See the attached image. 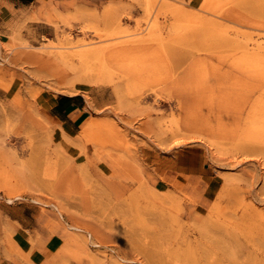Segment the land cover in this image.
I'll use <instances>...</instances> for the list:
<instances>
[{"label": "rangeland", "instance_id": "374dc122", "mask_svg": "<svg viewBox=\"0 0 264 264\" xmlns=\"http://www.w3.org/2000/svg\"><path fill=\"white\" fill-rule=\"evenodd\" d=\"M38 8L0 57V264H264V0Z\"/></svg>", "mask_w": 264, "mask_h": 264}, {"label": "crops", "instance_id": "0c3cea01", "mask_svg": "<svg viewBox=\"0 0 264 264\" xmlns=\"http://www.w3.org/2000/svg\"><path fill=\"white\" fill-rule=\"evenodd\" d=\"M40 3L41 0H0V57L9 42L8 36L14 31L10 28L16 21L26 19L32 13H40L38 8ZM43 32L44 30H33L36 34ZM46 114L65 131L71 133L90 116V110L82 94L75 92L56 95ZM22 209L25 211L26 207ZM24 216L22 214L19 218L24 220Z\"/></svg>", "mask_w": 264, "mask_h": 264}, {"label": "bare ground", "instance_id": "6f19581e", "mask_svg": "<svg viewBox=\"0 0 264 264\" xmlns=\"http://www.w3.org/2000/svg\"><path fill=\"white\" fill-rule=\"evenodd\" d=\"M150 19H151V17H150ZM151 21V20H150ZM151 23V22H150ZM153 23V22H152ZM156 24V23H155ZM151 25V24H150ZM153 26V25H152ZM154 27H155V25H154ZM153 27V28H154ZM152 28V29H153ZM156 28V27H155ZM154 28V29H155ZM115 31V30H114ZM113 30H112V34H110V32H109V30H108V32H109V34H110V38L108 37V39L110 40V39H112L111 38V35L112 36H115V35H117L118 34V32H117V34H113V32H114ZM117 31V30H116ZM116 31H115V33H116ZM119 31V30H118ZM102 32H104V31H102ZM120 32V31H119ZM105 33V32H104ZM103 34V33H102ZM101 35V34H100ZM104 35V34H103ZM106 35V37H107V34H105ZM104 35V36H105ZM100 38V37H99ZM107 39V38H106ZM101 40V39H100ZM98 42V41H97ZM110 42V41H109ZM118 42V41H117ZM87 44V43H86ZM85 44V45H86ZM99 45V43H96L95 45L94 44H91V45H94V46H90L89 44H87L88 45V47H86V48H83V50L80 52L81 53V55L79 56L78 55V57H77V60H76V62L75 63H71L69 66H70V69L72 70V71H75V72H77V71H79V70H81V71H83V72H85L86 70L88 71V67H89V65H91L90 67H89V69H91L92 67H93V69L97 72V75L100 77L101 75H102V72L104 71V66H105V64H106V61H105V50H104V48H105V46H106V44H104V46H96V45ZM103 44V43H102ZM101 44V45H102ZM84 46V45H83ZM90 46V47H89ZM85 47V46H84ZM61 59V58H60ZM74 61V60H73ZM66 63V62H65ZM80 68V69H79ZM58 69V68H57ZM92 69V70H93ZM74 74H77V73H74ZM80 75V74H79ZM78 76V75H77ZM72 77H74L73 75H72ZM71 78V77H70ZM87 78V77H86ZM87 124H90V123H87ZM87 124H86V126H87ZM91 126V125H90ZM88 128V127H87ZM87 128H83V130H82V134L83 135H85L86 136V134L88 133V129ZM82 135V136H83ZM20 176H22V175H20ZM166 196V195H165Z\"/></svg>", "mask_w": 264, "mask_h": 264}]
</instances>
